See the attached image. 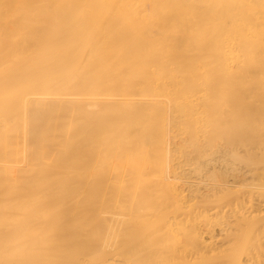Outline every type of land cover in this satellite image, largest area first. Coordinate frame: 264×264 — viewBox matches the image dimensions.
Listing matches in <instances>:
<instances>
[{"label": "bare ground", "instance_id": "1", "mask_svg": "<svg viewBox=\"0 0 264 264\" xmlns=\"http://www.w3.org/2000/svg\"><path fill=\"white\" fill-rule=\"evenodd\" d=\"M131 1L0 0V264H191L146 227L202 253L264 219V132L237 127L264 111V5Z\"/></svg>", "mask_w": 264, "mask_h": 264}, {"label": "rangeland", "instance_id": "2", "mask_svg": "<svg viewBox=\"0 0 264 264\" xmlns=\"http://www.w3.org/2000/svg\"><path fill=\"white\" fill-rule=\"evenodd\" d=\"M132 1H134L133 6L136 4L135 5V6H137L136 9L139 7L138 10L141 11V7H142V9L147 10V11H151V10L154 11L155 10L154 11L155 14L161 13V11L163 12V10H164V12H167V11L169 12V10L171 9V10H177V12H175V13L181 12L183 14L185 12L184 10H186L187 14L191 15V13L192 14L196 13V12L198 13V11L199 12H206V10H208V9H209V11H213V12L215 9H216V11H218V10L223 11L227 6H231L233 8L235 7V8H239V9H242V8L244 9V7H245L244 5H246V7H245V9H246V8H253V7H255V5H256V7H258L259 5H264V0H258V1L257 0H250L252 3H250L249 0H245V2H244V0H242V3H241V0H232L233 3L236 1L235 2L236 6H235V4H233V5L226 4L229 1L232 2L231 0H132ZM237 1L240 2V4H238L239 6H237V3H239ZM260 1H261V4L260 3L258 4V2H260ZM158 2H159V4H158ZM142 3H144V4H142ZM247 3H250L248 5L253 6V7H248ZM193 9H194V11H193ZM178 10H182L183 12L178 11ZM187 10L188 11L190 10V11L188 12ZM143 14H146V12L144 11ZM245 114L239 118V124L237 125V127H243V123H245V126L249 124L250 127L252 129H254L253 132H257V133H255L257 135L253 134L251 136L252 140L255 139V141H256L257 138L258 139L263 138V136L258 137V135H260V132H262V133L264 132V111L259 112V116L256 118L255 123H251L253 120ZM262 133H261V135H263ZM256 136H257V138H256ZM249 142H252V141H249ZM240 154L242 155V153H240ZM254 162H256V160H254ZM254 162L251 158L249 160V162L243 163V165L249 166L251 164H255ZM188 177H190L189 180L191 181V176H188ZM250 182H252L251 179L247 180L245 183H243V185L244 184L248 185ZM181 186L183 188H186L185 183ZM237 186H233V187L237 188ZM239 186H241V185H239ZM192 189H194V188H192ZM263 213H264V207H262L261 209H259L258 211H256L254 213L252 221H255V220L263 217V215H262ZM191 216H192V214H191ZM198 220L199 219L194 220L191 218V223H193V226L196 227L197 229L198 228L202 229V226H201L202 223L199 222ZM210 222H212V221H210ZM263 222H264V219H262L257 224L256 228H254V225H252L250 223H247V222L244 223L245 225L243 226V230L247 232V234L245 236H240L236 240L231 241L229 243H224V244H222L219 241L214 248L209 249L207 251H204L202 253L200 251L198 253H196L195 251H193L192 247H191V252H187L183 248V245L186 242V237H184V235L181 232L176 233V232L172 231V233H169L167 236L164 237L163 236V230L165 228L159 222L158 223L155 222V223L150 224L149 226L146 227V230L150 233H155L157 235L156 237L159 239L157 244H156V251L154 252L155 255H159V258L166 257L173 250H176V252L181 251L179 254H184L185 256H187V258L189 259V263H191V264H207V263L210 264V263H216L219 261H225L231 255L243 256L244 254L245 255L253 254V255H257V257L252 264H264V237H262V234H259L258 236H256L258 233V230H260ZM250 228H252L253 233L250 232ZM200 236L202 237L201 239H207V238H209V236L217 237V236H219V233H218V230L216 229V227H214L213 232L211 234L204 232ZM214 237L211 239L214 240L215 239ZM184 252H186V253H184Z\"/></svg>", "mask_w": 264, "mask_h": 264}]
</instances>
